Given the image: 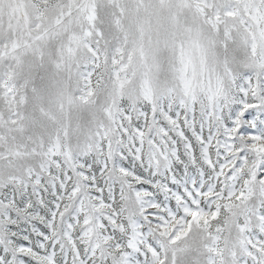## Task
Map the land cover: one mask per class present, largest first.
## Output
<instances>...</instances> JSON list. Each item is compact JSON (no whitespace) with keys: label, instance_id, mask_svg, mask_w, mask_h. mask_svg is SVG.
Instances as JSON below:
<instances>
[{"label":"snow or ice","instance_id":"1","mask_svg":"<svg viewBox=\"0 0 264 264\" xmlns=\"http://www.w3.org/2000/svg\"><path fill=\"white\" fill-rule=\"evenodd\" d=\"M0 264H264V0H0Z\"/></svg>","mask_w":264,"mask_h":264}]
</instances>
